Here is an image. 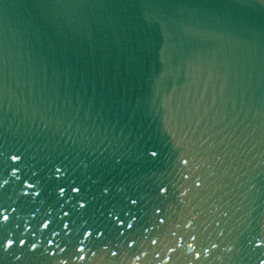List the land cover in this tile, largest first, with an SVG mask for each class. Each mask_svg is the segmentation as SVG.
<instances>
[{"label":"snow or ice","instance_id":"snow-or-ice-1","mask_svg":"<svg viewBox=\"0 0 264 264\" xmlns=\"http://www.w3.org/2000/svg\"><path fill=\"white\" fill-rule=\"evenodd\" d=\"M13 159H15V157H13ZM61 191H63V189H61ZM65 215H67V213H65ZM9 219H10V217L8 215L4 214L3 212H0V223L6 225L7 222L9 221ZM161 223H163V221H161ZM48 226L49 225H48L47 222L43 223V225H42V227L45 228V229L48 228ZM127 226L129 228H131L133 225L132 224H128ZM67 227H68V225H65V228H67ZM53 234H55V233H53ZM86 235H91V233H86ZM173 235H176V234L173 233ZM192 239L195 240V237H192ZM181 240L183 241V237H181ZM16 243H18L19 245L23 246V245L26 244V241L24 239H18L17 241H13L12 239H9V238H6V237H2V238H0V249H3L4 251H7V250L11 249L14 246V244H16ZM47 243L49 245H51L52 241L49 240V241H47ZM81 243H82V241H81ZM152 243L156 244L157 241L156 240H152ZM128 246L132 247L131 244H129ZM178 246L179 247H184L185 245H184V243H180ZM73 247H75V245H73ZM187 247L191 249L192 245L191 244H187ZM256 247L260 248L261 245L257 244ZM37 249H38L37 244L36 243H31L30 250H37ZM48 251H49V249L45 248V252H48ZM60 251H64V249L61 248ZM82 251H83L82 248H78L77 249V252H82ZM112 255L116 256L117 253L116 252H112ZM79 259L84 260L85 257L81 255V256H79ZM196 259H199V253H196ZM259 264H264V258L260 259Z\"/></svg>","mask_w":264,"mask_h":264}]
</instances>
